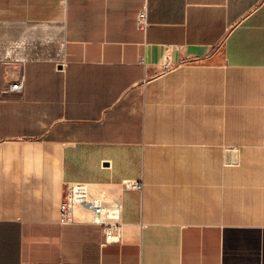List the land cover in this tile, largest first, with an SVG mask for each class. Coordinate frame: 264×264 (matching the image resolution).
I'll return each mask as SVG.
<instances>
[{"label": "crops", "instance_id": "obj_1", "mask_svg": "<svg viewBox=\"0 0 264 264\" xmlns=\"http://www.w3.org/2000/svg\"><path fill=\"white\" fill-rule=\"evenodd\" d=\"M0 264H264V0H0Z\"/></svg>", "mask_w": 264, "mask_h": 264}, {"label": "built area", "instance_id": "obj_2", "mask_svg": "<svg viewBox=\"0 0 264 264\" xmlns=\"http://www.w3.org/2000/svg\"><path fill=\"white\" fill-rule=\"evenodd\" d=\"M149 18L147 8H143L137 17V26L140 30L146 31L149 26ZM14 89H22V81L15 82L11 86ZM131 189L143 190L144 182L137 180L128 183ZM79 183H69L66 185V190L60 204V222L61 224H69L72 221L74 209L77 206L91 210L96 217V220L105 225L106 241H117L119 238L120 229V213L122 204L115 197L103 194L99 198L91 197L86 186ZM107 219H110L107 222Z\"/></svg>", "mask_w": 264, "mask_h": 264}, {"label": "water", "instance_id": "obj_3", "mask_svg": "<svg viewBox=\"0 0 264 264\" xmlns=\"http://www.w3.org/2000/svg\"><path fill=\"white\" fill-rule=\"evenodd\" d=\"M237 160V155H236V153H234V161H236Z\"/></svg>", "mask_w": 264, "mask_h": 264}]
</instances>
